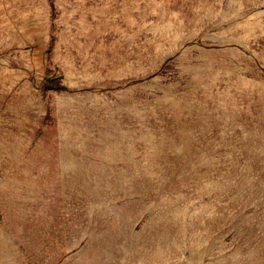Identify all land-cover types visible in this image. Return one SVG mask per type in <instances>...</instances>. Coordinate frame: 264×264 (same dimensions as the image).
<instances>
[{"label": "rangeland", "instance_id": "1", "mask_svg": "<svg viewBox=\"0 0 264 264\" xmlns=\"http://www.w3.org/2000/svg\"><path fill=\"white\" fill-rule=\"evenodd\" d=\"M0 264H264V0H0Z\"/></svg>", "mask_w": 264, "mask_h": 264}]
</instances>
